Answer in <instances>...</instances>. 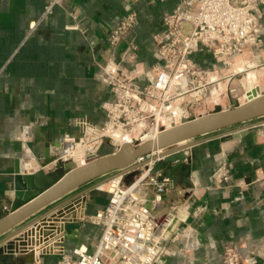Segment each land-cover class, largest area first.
I'll return each instance as SVG.
<instances>
[{
    "label": "crops",
    "instance_id": "crops-1",
    "mask_svg": "<svg viewBox=\"0 0 264 264\" xmlns=\"http://www.w3.org/2000/svg\"><path fill=\"white\" fill-rule=\"evenodd\" d=\"M48 1L0 0V219L9 213L13 197L14 158L20 160L22 173L39 169L23 154L24 144L30 146L35 138L31 149L38 161L46 142L71 132L72 119L100 118V104L109 96V89L98 78L97 63L106 59V36L128 8L126 0H64L45 14ZM176 3L138 2V76L152 63L150 33L160 16ZM262 37L263 46L254 52L251 63L264 65V30ZM258 121L201 136L193 146L154 161L156 170L172 181L168 203L184 201L190 195L187 203L193 213L183 214L187 221L180 227L193 229L196 242L195 249L157 264H218L219 247L241 241L255 255L256 264H264V183L249 184L264 170V124ZM21 127L30 128V141L21 142ZM229 130L233 131L226 134ZM223 161L230 164L231 185L218 189L211 174ZM100 200L96 196L82 202L78 215L103 209L107 202L101 205ZM42 212L8 231L2 240ZM97 238V228L79 217L64 225L63 245L68 252L92 250ZM19 258L0 252V264L35 261L33 257L28 261ZM38 264H56V257L43 256Z\"/></svg>",
    "mask_w": 264,
    "mask_h": 264
},
{
    "label": "built area",
    "instance_id": "built-area-1",
    "mask_svg": "<svg viewBox=\"0 0 264 264\" xmlns=\"http://www.w3.org/2000/svg\"><path fill=\"white\" fill-rule=\"evenodd\" d=\"M63 1L49 0L44 13ZM139 1L126 0V12L106 36V59L97 63L98 78L109 89V96L100 104L103 121L98 124L86 117L73 119L75 132L63 133L56 140L57 146L50 143L54 163L62 164L58 154L75 153L85 165L99 158L98 149L103 144L110 145L113 154L125 146L124 141L136 147L145 135L194 119L191 108L200 103L201 92L219 80L222 69H234L241 60L250 61L263 46L264 0H177L171 11L160 16L150 33L152 63L138 76L136 6ZM237 105L240 104L233 106ZM27 130L30 128L22 127L25 134H29ZM262 134L264 148V127ZM151 158L137 160V163L146 161L143 165L149 167L132 184L125 185L123 181L130 172L114 176L118 177L116 182L109 180L110 196L102 210L81 214L82 221L98 228L92 250L79 248L68 252L64 248V225L77 218V213L54 222L57 226L44 231L49 233L43 238L35 229L48 219L50 213H44L2 240L0 247L33 228L25 244L12 254L35 252L33 264H38L43 256H55L56 264H157L164 258L195 249L193 229L178 227L185 220L175 225L169 212L171 204L164 202L172 181L160 171L149 173L154 162ZM211 181L215 188L229 187L230 164L221 162L211 174ZM261 183H264V170L258 171L249 184ZM133 185L139 190L123 197ZM197 212L201 213L202 209ZM173 234L172 241L177 236L180 240L175 246L169 240ZM219 250L218 264H256L255 255L243 241L223 244Z\"/></svg>",
    "mask_w": 264,
    "mask_h": 264
},
{
    "label": "water",
    "instance_id": "water-1",
    "mask_svg": "<svg viewBox=\"0 0 264 264\" xmlns=\"http://www.w3.org/2000/svg\"><path fill=\"white\" fill-rule=\"evenodd\" d=\"M257 119L260 124H264V91L257 97H249L246 103L234 108L191 119L159 133L154 141H146L136 147L125 145L116 153L99 157L75 169L67 164L51 171L41 168L33 173H22L19 159L14 158L10 185L13 197L9 202V213L0 219V237L83 185L113 173L103 180L106 181L140 167L146 163V161L137 163L140 158L152 156L151 160H159L193 146L201 136L228 130ZM232 131L225 133L231 134ZM180 144L183 145L180 146ZM53 145L57 146L58 143L54 141ZM43 159L45 161L50 159L49 142L44 144ZM23 227L14 231L13 234ZM28 257L25 256L18 260L28 261L30 259Z\"/></svg>",
    "mask_w": 264,
    "mask_h": 264
},
{
    "label": "rangeland",
    "instance_id": "rangeland-1",
    "mask_svg": "<svg viewBox=\"0 0 264 264\" xmlns=\"http://www.w3.org/2000/svg\"><path fill=\"white\" fill-rule=\"evenodd\" d=\"M236 64H238V63H236ZM239 64H241V65L243 64V65L241 68H239V67H237V68H239V70L242 69L243 71L241 70L239 73H236L235 75L233 74V71L235 73V70L237 69V68H235L236 66L234 67V69H232V68L222 69V72L220 73L219 80L216 83H214L213 85H211V87L213 86V87H216V89H217V93L214 96L210 95L209 89L201 92L200 103L197 106L192 107L190 110L191 118H197L199 116L206 115V114H209V113H212L215 111H221V110L223 111V110H227V109L229 110V109L234 107L233 106L234 104H237L240 102L244 103L245 101L249 100V97L253 98V97H255V95L257 93H261L262 91H264V65L259 66V64H256L254 62L251 63V61H244V60L239 61ZM249 64H251V66H249ZM221 68H222V66H221ZM252 70L255 72V77L257 79V85H258L257 87H255V89H251V87L249 88L248 85L246 84V77L249 76V73ZM204 94L207 95V97ZM203 97H204V99H203ZM100 113H101V111H100ZM75 118H80V117H75ZM94 120L95 121H92V122L100 124L103 121L102 113H101L100 118L94 119ZM68 126L71 129V132H75V129H74V127H72L71 124H69ZM27 131L29 134H25L24 132H22V127H21V129H19V137L21 139V142H23V139L26 142L30 141V140L26 139V137L28 136L29 139H31L32 134H31L30 130H27ZM33 141L30 143V146L26 145V144H24V146H23V154L27 153L28 154L27 156H30V158H32V159H29V161L35 162L39 168L43 167L46 171H50L56 167L63 166V164L60 165V162H58V161L55 164L50 165L51 163H53V161L55 159V156L53 155V153H52V156L50 155L49 162L47 161V163L44 164V166H42L44 159L41 157L37 161V158L35 157L34 152L31 149V147H32L31 144L37 142L35 140V138H33ZM112 151H113V149H112V147H110V145L103 144L98 149V155H99V157H102V156L111 154ZM57 156H59L62 163H67V162H70L72 160V159L64 158V155L61 156L58 154ZM73 162L76 164H80L79 159H76ZM154 163L155 162H152L151 168H150L151 171L149 172L152 175L154 173L158 172V170H156V168L154 166ZM56 164H57V166H56ZM148 167L149 166H147V165H145V166L143 165L140 168H137L136 170L131 171L130 174L125 175L123 177L124 184L125 185L132 184L135 180H137L146 171V169ZM110 175H113V173L108 174L104 177L98 178L92 182H89V183L81 186L80 188H78L74 192L68 194L64 198L60 199L59 201L55 202L54 204H51L47 208L43 209L42 213H47V214L50 213V214H48V217H47L48 219H46L45 222L41 226L39 225V227H37L35 229L36 232L39 231L40 234H38V235L45 238L47 236V234L49 233V232H47V234H46L45 232L48 231L49 229H54L52 227L57 226V224L54 222H60V218H62V217L66 218L69 215H74L75 213H77V217L82 218L83 215H81V214L78 215V212H79L78 208L81 206L82 202L91 201L96 196L101 198V200H100L101 202L99 204L102 205L104 203V201L107 202L108 198L110 196V194L108 192L110 191L111 186L110 185L108 186L107 184H105V182L107 180L104 182H102V181L105 180L106 178L110 177ZM75 195H77V196L75 198H72ZM82 195H83V197H82ZM188 196H190V195H186V197H185L186 199L184 201L180 199V200H176V201L175 200L171 201L169 203V204H171L170 206L172 207V209H170L172 211V214H174L173 209H175V213L177 214V217L174 218L175 225H177L179 223V221H182L185 219L182 217H183V214L185 215L187 213V211L191 212V214L193 213L191 211L190 204L187 203ZM166 197H167V194L164 196V202L167 201V199H169V197H167V198ZM65 200L67 202L62 204L64 206L60 205ZM58 205H60L62 207L61 208H55V206H58ZM92 205L93 204H91V206ZM91 214H93V213H91ZM174 220H173V222H174ZM185 221H187V219ZM95 227L97 228V226H95ZM178 227L181 228L180 226H178ZM33 231L34 230L32 228L31 232L28 231V232L24 233L23 235L19 236L18 238H16L15 240H11L10 242H6L3 246L0 247V252L6 256L17 257V256H14L12 254L15 253L21 245L25 244L24 240L26 239L27 234L29 235L30 233H33ZM97 232H98V228H97ZM98 234H99V232H98ZM174 236H175V234H173L169 239L170 244L173 246L178 245V243H180L179 236H177L178 239L172 241ZM4 237H7V236H4ZM2 239H3V237L0 238V240H2ZM34 255H35V252L25 254V256H30L33 258H34Z\"/></svg>",
    "mask_w": 264,
    "mask_h": 264
},
{
    "label": "bare ground",
    "instance_id": "bare-ground-1",
    "mask_svg": "<svg viewBox=\"0 0 264 264\" xmlns=\"http://www.w3.org/2000/svg\"><path fill=\"white\" fill-rule=\"evenodd\" d=\"M249 66H251V64H249ZM248 66V67H249ZM235 67V66H234ZM237 67H239V68H241L242 67V65L241 64H237L236 65V67L235 68H237ZM239 68H237L236 70H235V73H239L241 70H239ZM243 71V70H242ZM221 84V83H220ZM246 84L248 85V87L250 88L251 87V89H255V87H257L258 85H257V79H256V77H255V72L252 70L250 73H249V76L248 77H246ZM217 86V85H216ZM222 87V86H221ZM209 91H210V95L211 96H214L216 93H217V89H216V87H211L210 89H209ZM205 95V94H204ZM260 95V93H258V94H256L255 95V97H257V96H259ZM206 97H207V95H205ZM203 99H204V97H203ZM247 101H245L244 103H246ZM239 104H243V102H240ZM228 110V109H227ZM222 111V110H221ZM183 124V123H182ZM179 125H181V124H177V125H175V126H170V127H168V126H166V127H164V128H162L160 131H156V132H153V133H151V135H145L143 138H142V140L140 141V144H142V143H144V142H146V141H154L155 140V138H156V136L159 134V133H161V132H163V131H166V130H168V129H170V128H172V127H176V126H179ZM129 142L128 141H124V142H122V144H125V145H127ZM181 145H183V144H180V146ZM124 147V146H123ZM120 153V152H119ZM158 153H162V152H158ZM61 155V154H60ZM78 155L79 154H75V153H68L67 155H64V158H68V159H72L70 162H67V163H62L63 165H70L71 166V168L72 169H75V168H78V167H81V166H83L81 163L80 164H76V163H74L73 161L74 160H76V159H78L79 157H78ZM43 158V157H42ZM49 162V161H48ZM47 163V161H45L44 160V162H43V165L42 166H44V164H46ZM53 164H55L54 162L53 163H51L50 165H53ZM21 164H20V160H19V166H20ZM61 165V164H60ZM42 169H44L43 167H41ZM41 168H39V169H41ZM20 169H21V166H20ZM55 169V168H54ZM23 169H21V171H22ZM38 170V169H37ZM53 170V169H52ZM36 171V170H35ZM35 171H32L31 173H33V172H35ZM46 171V170H45ZM51 171V170H50ZM23 172V171H22ZM109 180H114L113 182H116L117 180H118V177H112L111 179H108L106 182H105V184H107L108 186L110 185V183H111V181H109ZM102 182H104V181H102ZM101 182V183H102ZM100 184V183H99ZM139 190V188H136V185H133L128 191H127V193H125V195L123 196V197H127V195L128 196H130V194H134L135 192H137ZM174 211H175V209H173ZM169 212L171 213L170 214V216H172V219L174 220V218H176V217H174L173 215H175L176 213L174 212V214H172V211L169 209ZM172 220V221H173ZM175 221V220H174ZM187 240H188V242L190 241V238H187ZM3 242V241H2ZM18 256H20V257H24L25 255H22V254H20V255H18Z\"/></svg>",
    "mask_w": 264,
    "mask_h": 264
}]
</instances>
